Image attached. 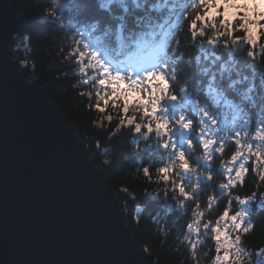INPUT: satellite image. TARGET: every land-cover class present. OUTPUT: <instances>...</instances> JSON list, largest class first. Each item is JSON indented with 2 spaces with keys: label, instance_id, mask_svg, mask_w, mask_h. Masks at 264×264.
I'll use <instances>...</instances> for the list:
<instances>
[{
  "label": "trees",
  "instance_id": "16d2710c",
  "mask_svg": "<svg viewBox=\"0 0 264 264\" xmlns=\"http://www.w3.org/2000/svg\"><path fill=\"white\" fill-rule=\"evenodd\" d=\"M16 1L24 22L9 43L10 57L20 69L25 68L22 62L29 67L31 82L41 81L49 102L85 145L102 183L119 199L125 224L139 243L140 259L147 264H217L211 229L228 210L230 215L244 211V226L250 227L247 233L238 232L240 261L229 264H257V253L264 252V160L257 164L246 149L251 144L255 153L264 145L257 139L264 132V39L255 48L243 43L254 52L252 56L232 47L233 36L217 35L215 44L210 43L207 39L214 28L205 27L203 35L194 36L191 22L203 12L196 8L199 0H64L58 11L70 29L51 15L50 0ZM200 27L204 25L198 22ZM133 35L166 41L163 52L158 47L133 51L121 44ZM233 35L242 41L245 33L237 30ZM79 53H84L83 64ZM93 54L112 75L129 79L140 73L143 61H154L150 71L163 72L169 81V93L157 113L169 122L168 136L136 133L134 126L121 125L122 109L111 104L101 102L103 111L98 110L97 92L123 91L126 83L119 86L113 81L101 89L98 81L105 77L99 66L82 74L80 68L87 67ZM152 83L159 85L158 80ZM181 117L192 121L190 129L177 123ZM204 138L217 142L213 150L224 145L223 153L214 152L212 162L203 155ZM237 139L247 160L242 157L233 163L231 156L242 150ZM164 142L175 149L163 148ZM179 151L186 153L195 171L184 176L177 169L170 181H162L159 168L169 165ZM241 163L247 169L242 183L237 181L228 190L219 188L228 182L225 167H233L235 179ZM180 182L193 192V200H184L175 190ZM209 196L216 198L211 208ZM237 197L248 203L241 205ZM197 211L204 213L199 234L186 227Z\"/></svg>",
  "mask_w": 264,
  "mask_h": 264
},
{
  "label": "water",
  "instance_id": "95a60500",
  "mask_svg": "<svg viewBox=\"0 0 264 264\" xmlns=\"http://www.w3.org/2000/svg\"><path fill=\"white\" fill-rule=\"evenodd\" d=\"M20 13L0 0V264H147L85 145L11 59Z\"/></svg>",
  "mask_w": 264,
  "mask_h": 264
},
{
  "label": "snow or ice",
  "instance_id": "6c2138e0",
  "mask_svg": "<svg viewBox=\"0 0 264 264\" xmlns=\"http://www.w3.org/2000/svg\"><path fill=\"white\" fill-rule=\"evenodd\" d=\"M258 4H264L258 2V0H199V4L196 6L197 9H203V12L196 15L191 22L192 34L194 36L203 35L205 27L209 25L212 28H220V32L217 33L218 36L230 35L233 36L234 42H240V38L235 37L233 34L235 31L239 30L245 33L243 39L246 40L247 44L255 48L261 39H264V19L260 21V30L253 28L252 24L255 20L257 13L260 9L257 7ZM198 22H201L204 27L198 29ZM210 43L215 44V40H210ZM85 48L89 46L84 45ZM81 57L80 63L83 64L84 53H79ZM249 55L254 56V52H250ZM96 61V63H92ZM99 69L102 70L105 78L99 79L98 83L101 89H105L107 85L111 84L113 81L126 83L123 91L119 89L112 88L110 91L97 92V108H100V103L102 102L105 106L111 104L112 107H119L122 109L123 115L120 118L121 125L134 126L136 133H141L144 130L145 135L152 134L155 132L158 136H168L170 132L169 122L162 119L157 115L160 109V101L164 98L165 94L169 93V81L166 79L163 72L149 71L146 72L144 77L129 79L124 75L115 74L112 75L109 68L101 60H98L96 55L93 54L91 61L88 62L87 67H81L80 72L83 74L89 69ZM110 77V79L108 78ZM159 81L158 84L152 83V81ZM88 83L87 80L84 81ZM163 85V87H160ZM146 97V99H145ZM175 98V97H173ZM131 113V115H130ZM137 115H139V121H137ZM207 115V113H205ZM109 121L112 120L111 116H108ZM183 125L185 129H190L192 127V121H184L181 117L180 121H177ZM119 131V129H117ZM203 131V130H202ZM257 139L264 141V132L257 134ZM191 143V142H189ZM217 142L213 139L204 138L202 148L204 150L203 155L209 162L213 161L214 152L223 153L224 145L221 143L219 147L213 150V145ZM235 143L241 147V151H237L231 156V161L235 163L238 158H242L246 161L247 157L243 155L244 146L241 145V141L237 139ZM162 147L165 149H175L174 144L169 142H164ZM253 145H247V152L249 155H254L257 160V164H260L264 160V151L257 148L255 153L252 151ZM177 169H182L187 172L189 170L195 171L192 168V164L186 153L184 151H179L176 153V159H174L169 165L159 168L158 172L160 174V179L162 181L168 182L171 180V176L176 173ZM144 174L146 176L150 175L149 169H144ZM247 169L245 164H239V168L235 172V179L232 178L233 167H225V173L228 174V182L219 184V188L222 190H228L236 185L237 181L242 183V177L246 173ZM213 180V176L208 177ZM264 180V176H261ZM175 190L178 191L179 195L184 198V200H193V192L189 191L183 184V182L175 184ZM215 196L208 197V207L211 208L213 202L215 201ZM239 199L241 205L247 204L248 199ZM183 203V202H181ZM199 203L196 204V208L199 209ZM204 213L197 211L194 213L195 219L186 225L189 231L200 233V222ZM246 215L244 211L237 212L230 215L228 210L223 211L220 215L219 220L216 222L215 227L211 230L215 233L216 241V256L215 260L217 264H226L230 260L231 250L235 249L236 260L241 259V249L239 244L241 237L236 235L233 239L229 233L228 222L231 221V226L239 229L245 233L249 232L250 227H245V220L242 218ZM221 221L224 223L221 224ZM204 228L208 229L209 224H204ZM195 247V245H193ZM223 251V255H221ZM257 264H264V252H258Z\"/></svg>",
  "mask_w": 264,
  "mask_h": 264
},
{
  "label": "clouds",
  "instance_id": "9594fccd",
  "mask_svg": "<svg viewBox=\"0 0 264 264\" xmlns=\"http://www.w3.org/2000/svg\"><path fill=\"white\" fill-rule=\"evenodd\" d=\"M64 3V0H50V4L52 6V8L54 9L53 13L51 14L53 17H55L62 25L66 26L68 29H70V26L67 25V22L64 20V18L60 15L59 13V9L62 7ZM257 7L260 9V11L257 13L255 20L252 24L253 28L260 30V21L262 19H264V4H258ZM210 28H212L210 25L208 26ZM220 32V28H215V30H213L210 33V38L207 40H216L217 39V33ZM229 37H231L229 35ZM15 38V37H13ZM25 39H27V37H25ZM203 42V41H201ZM246 42L245 39L242 38V41L240 42H233L234 46H232L234 49H239L240 50V54L241 55H249L250 51H247L244 47H243V43ZM166 41L160 40L159 38L157 39H153L150 36H136L133 35L132 37H125L124 39L121 40V44L124 45L125 47H130L133 51H135L138 47L140 48H151V47H158L161 52H163L164 50V46H165ZM23 66H27L26 64H24V62H22ZM260 140V139H259ZM260 150L264 151V145L260 146ZM109 149L106 148L104 149V155L107 156ZM103 163L108 164L109 161L108 160H103Z\"/></svg>",
  "mask_w": 264,
  "mask_h": 264
},
{
  "label": "rangeland",
  "instance_id": "374dc122",
  "mask_svg": "<svg viewBox=\"0 0 264 264\" xmlns=\"http://www.w3.org/2000/svg\"><path fill=\"white\" fill-rule=\"evenodd\" d=\"M259 1H260L261 3L263 2L262 0H259ZM141 66H143V69H144V70H147V71H148V70H149V71H150V70H153V67H154V61H144V62L142 63ZM144 75H145L144 72H141V73H139V74H137V75L133 74L132 77H131V79L140 78V76H144ZM116 85L121 86L122 83L119 82V83H117ZM119 86H118V87H119ZM223 223H224V222L221 221V224H223ZM228 225H229V233H230L231 237L234 239L235 236L238 235V232L241 231V230L232 227V226H231V221L228 222ZM239 248H240V247H239ZM220 254L223 255V251H221ZM258 259H259V257L257 256V257H256V263H257V260H258ZM234 260H236L235 249H232V250H231L230 260H229L228 262H226V264L232 263V262H234Z\"/></svg>",
  "mask_w": 264,
  "mask_h": 264
}]
</instances>
